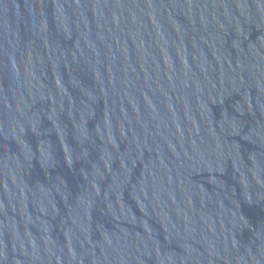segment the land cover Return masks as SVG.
Listing matches in <instances>:
<instances>
[{"label": "water", "instance_id": "95a60500", "mask_svg": "<svg viewBox=\"0 0 264 264\" xmlns=\"http://www.w3.org/2000/svg\"><path fill=\"white\" fill-rule=\"evenodd\" d=\"M0 264H264V0H0Z\"/></svg>", "mask_w": 264, "mask_h": 264}]
</instances>
